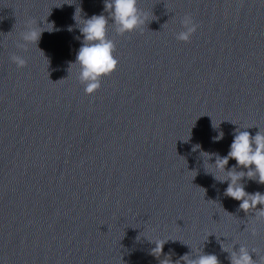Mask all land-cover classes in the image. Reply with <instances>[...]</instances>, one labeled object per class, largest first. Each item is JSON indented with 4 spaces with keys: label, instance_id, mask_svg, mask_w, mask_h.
<instances>
[{
    "label": "water",
    "instance_id": "water-1",
    "mask_svg": "<svg viewBox=\"0 0 264 264\" xmlns=\"http://www.w3.org/2000/svg\"><path fill=\"white\" fill-rule=\"evenodd\" d=\"M104 3L0 0V264H230L242 245L259 264L264 218L224 194L236 160H215L237 129L264 131V0H137L142 31L109 18L118 65L86 95L79 25L108 17ZM185 16L190 42L176 39ZM28 20L51 31L25 51Z\"/></svg>",
    "mask_w": 264,
    "mask_h": 264
},
{
    "label": "clouds",
    "instance_id": "clouds-1",
    "mask_svg": "<svg viewBox=\"0 0 264 264\" xmlns=\"http://www.w3.org/2000/svg\"><path fill=\"white\" fill-rule=\"evenodd\" d=\"M104 10L109 14L108 17L93 15L89 19H83L82 25H79L83 42L78 50L76 60L72 64L79 66L77 79L84 85L86 95H93L97 92L101 88L102 79L111 75L118 65V60L114 57L115 43L107 37L109 18L115 25L116 34L120 36L137 30L142 31L147 19L146 14L137 7V0H105ZM36 23L34 20L26 22L25 30L20 33V40L16 43L17 48L26 51L29 43L37 44L41 33L47 29L39 25L33 27ZM181 24L184 30L176 33V39L182 42H190L192 35L197 31L198 25L193 22L191 16H185L181 20ZM10 60L18 68L25 67L27 63L23 57L16 54H12ZM222 137L223 133L213 139L218 141ZM229 159H235L237 164L231 170H228L227 177L221 180V182L230 181L224 194L241 201L239 207L245 213L251 209L255 211L257 218H264V207L257 208V205L264 206V194L260 192L249 194L245 191L243 184L239 183L247 177L249 180H256L259 184H264V131L259 130L255 136H252L246 130L237 129L228 154L222 158L216 156V169L224 172ZM237 167L245 168L247 171H237ZM215 178L218 179L216 176ZM155 244L156 247L153 252L158 251L161 253L164 243ZM223 250L228 251V248ZM251 253H255V250H252ZM181 259L185 264H220L216 255L212 254L200 253L195 258L185 254ZM229 259L230 264H258L257 260L252 258L248 248L243 245L238 252H230ZM160 264H168V261L162 260ZM259 264H264V257L260 258Z\"/></svg>",
    "mask_w": 264,
    "mask_h": 264
}]
</instances>
